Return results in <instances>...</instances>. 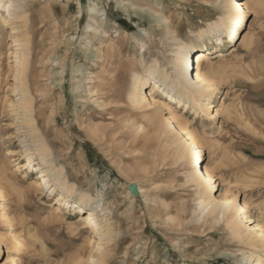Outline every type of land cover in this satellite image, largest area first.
I'll list each match as a JSON object with an SVG mask.
<instances>
[{
    "label": "rangeland",
    "instance_id": "rangeland-1",
    "mask_svg": "<svg viewBox=\"0 0 264 264\" xmlns=\"http://www.w3.org/2000/svg\"><path fill=\"white\" fill-rule=\"evenodd\" d=\"M123 1L134 7L24 0L26 22L0 19V231L14 244L9 263L86 264L92 250L79 216L55 213L57 197L35 190L39 174L20 154L13 39L23 36L30 39L26 81L36 122L71 183L97 198L120 234L110 264H245L248 245L223 220L202 215L187 163L168 137H143L139 128L151 113L134 110L126 97L135 72L156 60L170 71L180 45L199 50L196 34L231 15L227 0ZM210 58L204 70L229 69L216 89L218 116L201 123L191 111H164L201 139V161L216 168L214 194L231 192L247 204L254 230L264 222V6L248 14L233 49Z\"/></svg>",
    "mask_w": 264,
    "mask_h": 264
},
{
    "label": "bare ground",
    "instance_id": "bare-ground-1",
    "mask_svg": "<svg viewBox=\"0 0 264 264\" xmlns=\"http://www.w3.org/2000/svg\"><path fill=\"white\" fill-rule=\"evenodd\" d=\"M23 1L0 0V19L3 23H13L17 20H19L17 22L20 20L26 22ZM118 3L127 9L134 7L132 3L123 5V0H118ZM225 5L231 15L207 24L205 29H201L196 34L197 40L201 43L199 50L188 44L180 45L170 62V71L161 67L156 60L148 66L144 74L135 72L126 97L134 110L146 111V115L151 113L147 125L139 124V129L144 133L143 137L157 143H161L163 137H168L170 146L175 149L177 159L187 163L186 181L198 188L200 194L198 207L202 215L206 218L223 220L234 240L248 245L251 251L246 257L245 264H264V222L258 223L253 230L248 225L252 220L247 204L236 201L231 192H226L221 198L214 194L216 168L206 166L201 161L200 155L204 149L201 139L184 127L176 119V115L164 111H169L174 106L184 111H191L194 120L201 123H207L208 120L218 116L215 103L216 89L227 78L229 69L226 66H218L204 70V62L225 49H233L246 25L248 14L264 6L261 0L253 2L227 0ZM94 9L96 10V7ZM166 29L170 31L169 25ZM12 30L14 33L15 28L13 27ZM93 31L97 29L94 28ZM22 37L14 36L13 39L16 63L15 91L19 93L15 109L17 135L21 143L20 154L27 160L29 167L35 168V172L39 174V180L35 182V190H44L50 196L57 197L58 205L55 213L64 210L73 211L79 216L82 228L89 232L88 244L92 250L86 264H110L112 254L118 253L121 248V244L116 241L120 234L108 222L105 209L98 207L97 198L89 193L80 192L71 183V177L66 174V169L57 164V157L55 158L48 144L47 135L41 132L36 122L33 98L28 92L26 81L30 39ZM211 43L214 45L210 48ZM1 95L2 88H0ZM157 97L160 99H156ZM104 98L106 99L105 96ZM105 101L101 100L100 106H103ZM13 245L0 231V264H10L8 252L13 249Z\"/></svg>",
    "mask_w": 264,
    "mask_h": 264
},
{
    "label": "water",
    "instance_id": "water-1",
    "mask_svg": "<svg viewBox=\"0 0 264 264\" xmlns=\"http://www.w3.org/2000/svg\"><path fill=\"white\" fill-rule=\"evenodd\" d=\"M129 191L131 194L136 195L138 190L135 185L131 184L129 185Z\"/></svg>",
    "mask_w": 264,
    "mask_h": 264
},
{
    "label": "snow or ice",
    "instance_id": "snow-or-ice-1",
    "mask_svg": "<svg viewBox=\"0 0 264 264\" xmlns=\"http://www.w3.org/2000/svg\"><path fill=\"white\" fill-rule=\"evenodd\" d=\"M9 8H11V5H9Z\"/></svg>",
    "mask_w": 264,
    "mask_h": 264
}]
</instances>
